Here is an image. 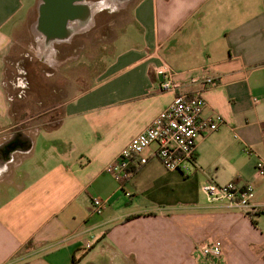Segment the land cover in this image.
<instances>
[{
    "label": "crops",
    "instance_id": "obj_1",
    "mask_svg": "<svg viewBox=\"0 0 264 264\" xmlns=\"http://www.w3.org/2000/svg\"><path fill=\"white\" fill-rule=\"evenodd\" d=\"M28 1L0 0V264H264V0H137L106 68L61 104L57 126L10 132L6 63L40 0ZM163 63L225 123L198 138L191 174L167 170L155 143L121 186L107 164L175 97L159 89ZM201 177L252 183L259 210L199 207ZM95 197L107 199L101 213ZM213 239L222 256L198 257L195 244Z\"/></svg>",
    "mask_w": 264,
    "mask_h": 264
},
{
    "label": "rangeland",
    "instance_id": "obj_2",
    "mask_svg": "<svg viewBox=\"0 0 264 264\" xmlns=\"http://www.w3.org/2000/svg\"><path fill=\"white\" fill-rule=\"evenodd\" d=\"M26 1L29 6L30 1ZM136 1L87 0L92 10L88 21L79 23L71 39L51 43L37 30L38 5L28 24L18 29L17 41L7 56L5 86L15 125L10 132H33L45 123L57 126L63 116L61 104L92 85L106 68L112 41L132 18ZM27 10L24 8L21 15ZM72 81L76 88L67 87ZM42 132L47 131L42 128ZM204 183L206 180L201 177V208L209 205L201 189ZM203 242L198 241L195 249ZM197 254L201 257L199 249Z\"/></svg>",
    "mask_w": 264,
    "mask_h": 264
},
{
    "label": "built area",
    "instance_id": "obj_3",
    "mask_svg": "<svg viewBox=\"0 0 264 264\" xmlns=\"http://www.w3.org/2000/svg\"><path fill=\"white\" fill-rule=\"evenodd\" d=\"M157 73L162 76L159 89L173 92L175 97L145 130L134 136L116 158L107 164L105 171L114 176L121 186L130 181L137 169L149 161L150 155L147 150L155 143L158 147L153 154L167 170L191 174L198 168V138L217 131L225 123V118L221 114L204 115L207 99L203 90L183 92V85L177 79L176 72L167 63L159 66ZM191 81L196 83L201 81V78L193 77ZM203 81L214 83L212 77H206ZM257 170L260 175H264L262 156H258ZM201 189L209 202H223L230 209L244 212L259 210L253 204L256 191L250 182L233 180L222 184L210 178ZM127 195L132 196V192L128 191ZM93 202L96 211L101 213L107 199L95 197ZM198 249L206 256L219 258L223 254L220 239L203 242Z\"/></svg>",
    "mask_w": 264,
    "mask_h": 264
},
{
    "label": "water",
    "instance_id": "obj_4",
    "mask_svg": "<svg viewBox=\"0 0 264 264\" xmlns=\"http://www.w3.org/2000/svg\"><path fill=\"white\" fill-rule=\"evenodd\" d=\"M91 14L87 0H40L37 30L46 37L48 43L67 41L78 30L81 17L86 15L89 19Z\"/></svg>",
    "mask_w": 264,
    "mask_h": 264
},
{
    "label": "flooded vegetation",
    "instance_id": "obj_5",
    "mask_svg": "<svg viewBox=\"0 0 264 264\" xmlns=\"http://www.w3.org/2000/svg\"><path fill=\"white\" fill-rule=\"evenodd\" d=\"M80 23L82 24H85L87 21H88V18H87V16L85 15V16H83V17H81V19H80Z\"/></svg>",
    "mask_w": 264,
    "mask_h": 264
}]
</instances>
